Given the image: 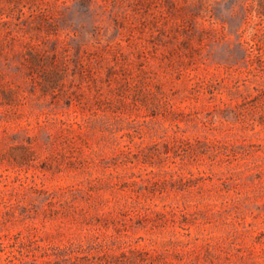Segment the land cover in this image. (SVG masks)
Segmentation results:
<instances>
[{
    "label": "rangeland",
    "instance_id": "374dc122",
    "mask_svg": "<svg viewBox=\"0 0 264 264\" xmlns=\"http://www.w3.org/2000/svg\"><path fill=\"white\" fill-rule=\"evenodd\" d=\"M20 1L0 264H264V0Z\"/></svg>",
    "mask_w": 264,
    "mask_h": 264
},
{
    "label": "trees",
    "instance_id": "16d2710c",
    "mask_svg": "<svg viewBox=\"0 0 264 264\" xmlns=\"http://www.w3.org/2000/svg\"><path fill=\"white\" fill-rule=\"evenodd\" d=\"M7 1L10 2V3L11 2H15L17 4V6H18V4L21 3L20 0H7ZM263 4L264 3H262V5ZM262 15L264 16V13H262ZM8 16H10V13H7L5 11L4 4H3L2 0H0V27H1L2 24L3 25H6L9 22L8 20L4 19V17H8ZM8 34L11 35V36L19 37V35H17L16 33H14V29L11 27L10 24H9ZM8 34H5V35H8ZM2 36H3V31L0 30V54H3V50H4V44L2 42ZM12 43L13 42H9L10 45H12ZM27 54H28V56L26 57V59L28 61H30L31 63H35L36 61H38L37 56L34 54V52H31V50H29L27 52Z\"/></svg>",
    "mask_w": 264,
    "mask_h": 264
}]
</instances>
